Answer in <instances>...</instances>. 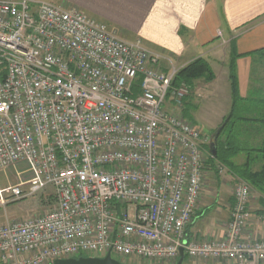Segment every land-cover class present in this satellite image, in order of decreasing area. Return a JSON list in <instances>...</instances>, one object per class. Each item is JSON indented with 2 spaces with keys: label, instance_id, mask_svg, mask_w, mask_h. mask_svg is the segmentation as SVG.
I'll list each match as a JSON object with an SVG mask.
<instances>
[{
  "label": "built area",
  "instance_id": "1",
  "mask_svg": "<svg viewBox=\"0 0 264 264\" xmlns=\"http://www.w3.org/2000/svg\"><path fill=\"white\" fill-rule=\"evenodd\" d=\"M179 70L76 8L0 0V176L23 175L0 187V208L37 196L42 206L0 224V264H164L180 250L190 261L264 264L244 182L220 238L186 234L213 138L182 115Z\"/></svg>",
  "mask_w": 264,
  "mask_h": 264
},
{
  "label": "crops",
  "instance_id": "2",
  "mask_svg": "<svg viewBox=\"0 0 264 264\" xmlns=\"http://www.w3.org/2000/svg\"><path fill=\"white\" fill-rule=\"evenodd\" d=\"M34 1H47L64 8H76L103 22L123 39H140L147 49L171 57L173 65L176 68L179 66L178 69L197 58L205 59L215 78L208 83L198 79L187 86L188 94L183 98L181 113L202 132L211 131L208 135L212 138L214 131L226 121L232 110L228 64L230 60L233 61L237 98L240 101L237 121L232 125V144L237 147L250 146V149H259L264 145V111L259 112L260 116L255 121L252 119L247 124L249 129L259 131L249 140L242 133L246 122L240 120V117L250 116L252 113L251 108L245 107L246 104L252 101L255 104L264 103V99L255 98L256 94H264V57L257 54L264 51V0ZM161 65L163 70H168L167 63L162 62ZM223 100L224 105L221 104ZM188 106L193 108L190 116L184 112ZM254 111L257 112L255 108ZM204 113L208 114L204 116ZM205 150L209 154L213 152L211 145ZM244 153L234 156L233 162L236 165H242L247 160ZM248 154V157L254 158L250 152ZM255 156L256 162L252 161L253 172L260 167L259 156ZM215 164L214 160L206 161V186L192 222L186 230L188 237L220 238L225 232L234 204L233 184L230 180L232 173L217 172ZM249 212L248 233L257 239H264V202L259 192L251 201ZM182 264L217 263L194 262L185 258Z\"/></svg>",
  "mask_w": 264,
  "mask_h": 264
},
{
  "label": "trees",
  "instance_id": "3",
  "mask_svg": "<svg viewBox=\"0 0 264 264\" xmlns=\"http://www.w3.org/2000/svg\"><path fill=\"white\" fill-rule=\"evenodd\" d=\"M257 54L260 57H264V51H260ZM228 69V76L231 83V91L233 97V106L231 113L226 119V121L221 124L217 131H214L215 134L213 136V145H215V150L213 149V152L210 154L209 157L211 160L218 161L221 164H227L229 172H231L232 174H238L240 178L247 181L255 190H257L263 196L264 202V145L261 146V148L259 149L257 148L248 150V152L250 153L257 152L259 155L260 167L258 171L252 172L248 168V162L239 167L233 166L230 163V159L238 152H240V148L232 144L234 142V129L232 125H234V122L237 121V104L240 100L237 98V82L234 72L233 61L231 60L228 64ZM214 78L215 75L209 63L203 58H197L186 66L182 67L177 72L172 81V86L179 87L182 84L186 86L190 84L192 85L194 81L198 79H202L204 82L208 83L214 80ZM251 158L249 157V160Z\"/></svg>",
  "mask_w": 264,
  "mask_h": 264
},
{
  "label": "rangeland",
  "instance_id": "4",
  "mask_svg": "<svg viewBox=\"0 0 264 264\" xmlns=\"http://www.w3.org/2000/svg\"><path fill=\"white\" fill-rule=\"evenodd\" d=\"M60 6V5H58ZM63 7V6H61ZM64 8V7H63ZM120 37V35H119ZM121 39H123L122 37H120ZM125 40V39H123ZM152 51V50H151ZM155 52V51H153ZM156 53H161V54H164L162 52H156ZM210 65V64H209ZM179 68V66H177ZM264 72V71H263ZM263 74V73H262ZM264 75V74H263ZM220 81V80H219ZM222 82V81H220ZM219 82V84H220ZM220 86L222 87V85L220 84ZM223 89V87H222ZM261 94V93H260ZM224 96V95H223ZM255 98H260V99H264V94H262L261 96L257 95L255 96ZM224 100L221 102L222 105H224ZM237 107H239V103L237 104ZM245 107H249L250 111L252 113H250V116H247V115H244L242 117H240V120H243V122H246L245 124V128H243L242 130V133L245 135V137L249 139H251L252 137L251 136H254V135H257L259 133L258 130H255V129H249V127L247 126V124L250 122V120L252 121V119L255 121L257 116H260L259 112L260 111H264V103L260 102L258 104H255L253 101L252 102H249L248 104L245 105ZM255 108L256 111L253 112V109ZM182 109V108H181ZM212 111V110H211ZM184 112L187 116H190L193 112V108L188 106L187 108L184 109ZM210 112V111H209ZM208 112V113H209ZM213 112V111H212ZM208 113H204V116H206ZM255 113V114H254ZM247 114V113H246ZM253 116V117H252ZM249 125V124H248ZM204 132H206L207 134H210L211 131H208V130H204ZM240 149V152H238L237 154H243V152H245L244 154H246V156L248 157L249 156V152L248 150L250 149V146H246L244 147V145H242L241 147H239ZM242 152V153H241ZM236 154V155H237ZM209 153L207 152L205 157L207 160H210V157H209ZM234 155V156H236ZM251 155H254V158L251 160H249V157L248 159L244 162V164L246 162L249 163L248 165V168L252 171V161L254 160L256 162V159H255V155H258L257 152H254V153H251ZM234 156L230 159V163L233 165V166H242V165H236L235 162H233V158ZM259 156V155H258ZM206 160V161H207ZM258 160V159H257ZM216 162V170L217 172L219 171V169H221L222 171L220 173L224 174L226 173L227 171H229V168L227 166V164H221L219 163L218 161H215ZM254 162V163H255ZM20 170H22V167L20 168ZM18 170H15V169H11V170H8L5 174H2L0 176V187H6L8 185H11V184H15V183H18L19 180H21L23 178V175L19 176L18 175ZM253 172V171H252ZM232 184H233V187H232V192L234 191V188L237 184V182H244L248 185V187H250L251 189V201L253 200V198L257 197V190H255L247 181H245L244 179L240 178L238 176V174H232L231 178H230ZM39 199L40 197H33L32 199L30 200H26V201H23V202H19V203H14V204H10L8 205L6 208L2 209L0 208V224H5L11 220H20V219H24L26 218L27 216L29 215H32L34 213H38L42 210V206L40 208V205L38 206V202H39ZM41 209V210H40ZM87 258V257H86ZM196 261V260H195ZM194 261V262H195ZM178 262V261H177ZM177 262H170V263H164V264H177ZM197 262H202V261H197ZM206 262H211L213 263V261H205ZM120 264H157L155 262H141V261H137V260H129V261H121ZM163 264V263H162Z\"/></svg>",
  "mask_w": 264,
  "mask_h": 264
},
{
  "label": "water",
  "instance_id": "5",
  "mask_svg": "<svg viewBox=\"0 0 264 264\" xmlns=\"http://www.w3.org/2000/svg\"><path fill=\"white\" fill-rule=\"evenodd\" d=\"M211 146L213 151L214 149L213 143L211 144ZM183 259H184L183 251L180 250V257L177 264H182ZM53 264H120V263L112 259L110 255H107L104 258L79 257V258L57 260Z\"/></svg>",
  "mask_w": 264,
  "mask_h": 264
}]
</instances>
